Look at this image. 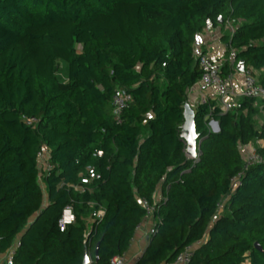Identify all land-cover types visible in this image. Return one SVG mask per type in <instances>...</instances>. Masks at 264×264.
I'll use <instances>...</instances> for the list:
<instances>
[{
	"label": "trees",
	"instance_id": "obj_1",
	"mask_svg": "<svg viewBox=\"0 0 264 264\" xmlns=\"http://www.w3.org/2000/svg\"><path fill=\"white\" fill-rule=\"evenodd\" d=\"M207 19L222 31L233 22L220 39L228 59L264 87V0H0V255L19 240L14 264H84L86 249L110 264L146 215L141 200L153 204L161 188L135 264H170L198 243L193 264H264V101L242 97L228 112L199 104L195 158L181 137ZM119 91L132 101L117 118ZM254 142L261 161L248 166L242 147ZM89 167L98 177L82 183ZM67 209L74 219L63 224Z\"/></svg>",
	"mask_w": 264,
	"mask_h": 264
},
{
	"label": "built area",
	"instance_id": "obj_2",
	"mask_svg": "<svg viewBox=\"0 0 264 264\" xmlns=\"http://www.w3.org/2000/svg\"><path fill=\"white\" fill-rule=\"evenodd\" d=\"M216 28L210 19H207L203 31L196 34L193 44V55L198 61L200 70L202 72L199 82L193 87L196 88L200 93L199 104L209 103L211 97L215 95L218 98L219 104L222 112H228L236 108L241 107L242 97H254L264 101V87L259 84L255 70L252 67L245 68L244 71H239L238 64L236 61L235 54L232 53L231 57L228 59L230 72L228 74H223L224 61L214 58L210 53L211 43L215 40L213 38V33ZM224 30L228 31L232 35L235 31V26L231 20H227L224 25ZM242 77V88L239 89L236 84L237 75ZM132 101V97L125 91H119L115 94L113 98L114 113L117 118H119ZM148 119H152L153 115L151 113L147 114ZM26 119V118H25ZM26 121L32 124L36 121L34 118H27ZM212 128L211 131H216V122L214 119L210 120L208 123ZM102 151H98V155L101 156ZM50 157L49 151L44 148L40 153L39 167L46 171L48 170V160ZM261 156L256 152H252L250 156L246 159L247 165H252L254 163L260 162ZM98 175L94 168L89 167L87 170V176L82 179V183H89L92 179L97 178ZM153 204L149 203L148 200L142 199L141 203L146 208V215L142 222L137 226L136 230L142 228L143 221L149 219L154 215L156 203L160 200H156L153 196ZM69 211L71 219L66 220L65 215L63 217L62 223H69L74 219V214L71 209H67L65 213ZM104 215V210L100 209L93 213L90 221L93 219L102 218ZM155 225L150 229V234L155 232ZM199 244V243H198ZM187 246L181 253H179L174 261L170 264H193L194 250L198 245ZM20 246L19 240H16L13 246L6 251L4 254L0 255V264H14V257L16 251ZM110 264H131L125 257V255H118L111 259Z\"/></svg>",
	"mask_w": 264,
	"mask_h": 264
},
{
	"label": "crops",
	"instance_id": "obj_3",
	"mask_svg": "<svg viewBox=\"0 0 264 264\" xmlns=\"http://www.w3.org/2000/svg\"><path fill=\"white\" fill-rule=\"evenodd\" d=\"M223 32L228 33V31L224 29L222 31L220 28H216L215 32L212 35L215 40L211 43V47L209 50H210L211 55L214 58L225 61L226 59H228V55L226 52V46L224 42L220 40ZM236 80H237L236 84L238 88L241 89L242 88V77L240 74L237 75ZM199 101H200V93L197 91L196 88H192L188 93V98H187L186 103H188L195 111L199 105ZM211 101L216 102L217 105L219 104L218 98L215 95L211 97ZM258 116L259 117L257 118L261 119V122H264V110L260 109V114ZM257 144H262V142H258ZM154 196L156 200L161 199L162 197L161 188L157 190ZM156 220H157L156 216L153 215L149 219L143 221V225L141 229L136 230V234L133 240L131 241V244L128 250L124 253L126 259L131 264H135L137 260L141 257L143 252L145 251L147 244H148L150 229L155 225ZM91 264H94L93 261L91 262Z\"/></svg>",
	"mask_w": 264,
	"mask_h": 264
},
{
	"label": "water",
	"instance_id": "obj_4",
	"mask_svg": "<svg viewBox=\"0 0 264 264\" xmlns=\"http://www.w3.org/2000/svg\"><path fill=\"white\" fill-rule=\"evenodd\" d=\"M222 22H223L222 19H220L219 23L222 24ZM238 69L241 72L244 71L245 69L244 60L239 61ZM183 116H184V121L181 125V137L186 143L185 152L189 157L195 158L198 155L200 135L196 131L195 111L188 103L184 105ZM215 122H216V131L214 132H219L220 131L219 123L217 121ZM64 215H65V212H64ZM255 247L259 251H262V247L260 246L259 243H256ZM95 256H96V259H98V249L96 250ZM91 262L92 261L90 259V255L86 249L85 256H84V264H91Z\"/></svg>",
	"mask_w": 264,
	"mask_h": 264
},
{
	"label": "rangeland",
	"instance_id": "obj_5",
	"mask_svg": "<svg viewBox=\"0 0 264 264\" xmlns=\"http://www.w3.org/2000/svg\"><path fill=\"white\" fill-rule=\"evenodd\" d=\"M67 75H68V72H67V63L66 62H62V61L61 62H58V64H57V78H58L59 82L62 83V84H65L67 82V80H68ZM210 120H212V118ZM209 121H208V123H209ZM256 123H257L258 126H261L264 122H261V119H258L257 118ZM208 129L209 130H213L214 128H212L208 124ZM256 147H257V142H254V143H252L249 146H243L242 147V154H243L245 160L250 156V154L252 152L255 151ZM40 182L42 184V181H40ZM243 264H250V261L249 260H245L243 262Z\"/></svg>",
	"mask_w": 264,
	"mask_h": 264
},
{
	"label": "bare ground",
	"instance_id": "obj_6",
	"mask_svg": "<svg viewBox=\"0 0 264 264\" xmlns=\"http://www.w3.org/2000/svg\"><path fill=\"white\" fill-rule=\"evenodd\" d=\"M65 219H66V220H70V219H71V216H70V212H69V211H67V212L65 213Z\"/></svg>",
	"mask_w": 264,
	"mask_h": 264
}]
</instances>
